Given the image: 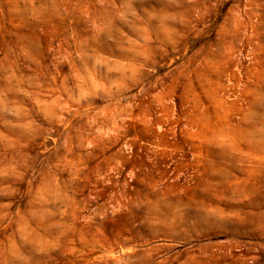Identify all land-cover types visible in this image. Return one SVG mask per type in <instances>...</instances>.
Segmentation results:
<instances>
[{"label":"rangeland","instance_id":"374dc122","mask_svg":"<svg viewBox=\"0 0 264 264\" xmlns=\"http://www.w3.org/2000/svg\"><path fill=\"white\" fill-rule=\"evenodd\" d=\"M0 264H264V0H0Z\"/></svg>","mask_w":264,"mask_h":264}]
</instances>
